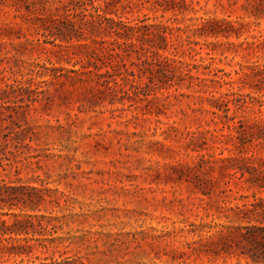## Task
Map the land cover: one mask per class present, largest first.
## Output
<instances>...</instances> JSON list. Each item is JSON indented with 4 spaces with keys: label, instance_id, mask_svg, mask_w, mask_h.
I'll list each match as a JSON object with an SVG mask.
<instances>
[{
    "label": "rangeland",
    "instance_id": "obj_1",
    "mask_svg": "<svg viewBox=\"0 0 264 264\" xmlns=\"http://www.w3.org/2000/svg\"><path fill=\"white\" fill-rule=\"evenodd\" d=\"M93 5L137 36L94 41ZM16 218L0 264H264V0H0Z\"/></svg>",
    "mask_w": 264,
    "mask_h": 264
},
{
    "label": "trees",
    "instance_id": "obj_2",
    "mask_svg": "<svg viewBox=\"0 0 264 264\" xmlns=\"http://www.w3.org/2000/svg\"><path fill=\"white\" fill-rule=\"evenodd\" d=\"M81 2L83 0H80ZM110 10H107L102 6L99 5H93V10L89 12V16L91 17V20H96L98 22V28L103 29V31L109 35L113 36V39L111 40H94L96 42H108L111 44H128V39L132 38L134 35L137 36V32L140 30L141 25L135 24L132 25L128 22L122 21L120 19L114 18L112 15H110ZM46 21V20H45ZM143 26V25H142ZM45 29V35H55L54 39L60 38L61 36H58V34H54L53 32H48L47 25L44 24ZM84 34V31L80 30V34H78L79 39ZM81 35V36H80ZM131 44V43H130ZM84 46H88V43H83ZM251 206L253 208L247 207V210L254 211L255 210V203H251ZM35 223L32 220H26V219H19L16 218L13 223L8 224L6 220L0 219V256L4 254H22V253H28L32 246L28 244H20L16 243L17 240H19L16 236L25 233H29V227L33 226ZM13 264H61L60 262H54V263H46L45 261L40 262H32V263H13Z\"/></svg>",
    "mask_w": 264,
    "mask_h": 264
}]
</instances>
